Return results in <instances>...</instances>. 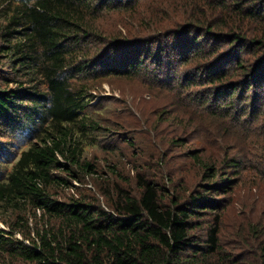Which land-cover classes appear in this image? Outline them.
Listing matches in <instances>:
<instances>
[{"label":"trees","instance_id":"obj_1","mask_svg":"<svg viewBox=\"0 0 264 264\" xmlns=\"http://www.w3.org/2000/svg\"><path fill=\"white\" fill-rule=\"evenodd\" d=\"M139 2L0 0V58L23 79L15 83L25 87L20 94L0 90V116L20 114L17 121L26 119L25 128L33 135L0 181V264H250L232 260L218 237V198L232 192L244 170L234 158L225 157L222 168L205 166L200 183L187 196L140 173L134 175V195L117 181H103L96 189L84 183L97 174L83 158L93 129L92 119L82 114L90 75L129 73L142 66L131 54L143 47L117 49L101 22ZM219 2L230 9V20H237L236 29L224 33L219 24L204 29L194 24V36L185 29L192 37L180 47L199 60L203 47L198 34L203 32L223 37L231 51L252 55L255 65L236 55L207 60L195 69L200 81L220 83L212 89L216 100L243 88L247 105L250 90L264 88V0ZM245 21L257 29L249 40ZM121 51L126 55L117 60ZM232 71L240 80L223 85ZM259 246L255 263L264 264V242Z\"/></svg>","mask_w":264,"mask_h":264},{"label":"rangeland","instance_id":"obj_2","mask_svg":"<svg viewBox=\"0 0 264 264\" xmlns=\"http://www.w3.org/2000/svg\"><path fill=\"white\" fill-rule=\"evenodd\" d=\"M219 1L140 0L130 11L104 16L101 28L111 33L110 43L117 49L143 47L131 54L142 66L129 73L90 75L89 100L82 114L92 119L93 129L83 158L95 165L97 174L84 178V183L96 189L103 181H117L134 195V175L140 173L187 196L200 183L205 166L222 168L225 157L234 158L244 170L232 192L218 198L219 243L232 260L256 264L259 244L264 242V88L250 90L247 105L243 88L216 100L212 89L220 83L200 81L195 71L219 57L238 55L250 65H255L254 58L231 51L223 37L203 32L198 34L203 47L199 60L180 47L192 37L185 29L194 36V24L202 29L219 24L224 33L236 29L237 20H230V9ZM246 22L242 25L249 40L257 29L255 23ZM1 23L0 19V27ZM124 55L121 51L116 59ZM4 61L0 58V90L20 94L25 87L15 82L23 79ZM229 64L222 66L225 71ZM233 75L229 72L223 85L240 80ZM18 118L0 116V181L32 141V131L25 128L29 123Z\"/></svg>","mask_w":264,"mask_h":264}]
</instances>
